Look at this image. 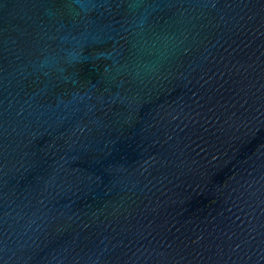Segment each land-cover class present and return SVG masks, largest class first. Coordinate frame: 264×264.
I'll list each match as a JSON object with an SVG mask.
<instances>
[{"label":"water","instance_id":"obj_1","mask_svg":"<svg viewBox=\"0 0 264 264\" xmlns=\"http://www.w3.org/2000/svg\"><path fill=\"white\" fill-rule=\"evenodd\" d=\"M0 264H264V0H0Z\"/></svg>","mask_w":264,"mask_h":264}]
</instances>
